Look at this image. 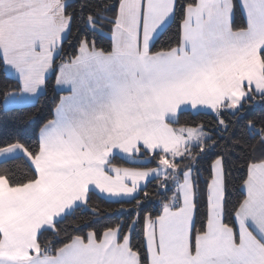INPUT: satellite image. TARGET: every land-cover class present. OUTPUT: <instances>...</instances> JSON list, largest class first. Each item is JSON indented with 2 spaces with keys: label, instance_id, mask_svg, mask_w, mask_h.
I'll return each instance as SVG.
<instances>
[{
  "label": "snow or ice",
  "instance_id": "1",
  "mask_svg": "<svg viewBox=\"0 0 264 264\" xmlns=\"http://www.w3.org/2000/svg\"><path fill=\"white\" fill-rule=\"evenodd\" d=\"M71 7L0 0L5 106L49 75L69 93L34 144H0V264H264V0Z\"/></svg>",
  "mask_w": 264,
  "mask_h": 264
},
{
  "label": "trees",
  "instance_id": "2",
  "mask_svg": "<svg viewBox=\"0 0 264 264\" xmlns=\"http://www.w3.org/2000/svg\"><path fill=\"white\" fill-rule=\"evenodd\" d=\"M87 0H69V3L72 7L69 9L71 12L79 13L80 7ZM176 30V25H173L169 30L168 34L165 35L161 41L157 44V47H160L167 43L168 39ZM77 34L76 29L73 30V37ZM109 39L107 38V30L102 37L97 38V44L100 47L108 48ZM69 51V45H65V52ZM59 63V61H57ZM5 89H12L13 91L18 89L17 80L6 75L3 72H0V144H3L7 141L20 140L24 142L35 143V140L38 138L39 130L43 125L55 116V107L58 105L60 98L66 93L65 91H60L56 87L55 77L50 75L47 78L44 92L37 98V100L29 105L14 107V108H5L3 106L4 101V91ZM262 115L261 110H257L254 113L255 119L259 120ZM217 139H220L217 136ZM221 145L223 146L224 140H220ZM11 168L17 176H22L27 170L26 161L22 158H12L7 161L6 165ZM207 165L201 167V179H200V189L203 192L205 180L208 173L204 170ZM233 175L238 177L240 175L239 171H236L233 168ZM154 185H149V191H152ZM232 197L234 199L240 197V186L235 181L231 187ZM94 203L98 205L101 209L115 208L116 205L109 204L104 200H95ZM148 210L150 212H156L158 210V205L155 204V201L148 205ZM115 215V213H110ZM124 219V217H120ZM103 221V217L101 218ZM101 225L97 224L96 227L99 228ZM70 230V229H69ZM83 234V232H81ZM139 239V237H137ZM56 242L53 240V244Z\"/></svg>",
  "mask_w": 264,
  "mask_h": 264
},
{
  "label": "crops",
  "instance_id": "3",
  "mask_svg": "<svg viewBox=\"0 0 264 264\" xmlns=\"http://www.w3.org/2000/svg\"><path fill=\"white\" fill-rule=\"evenodd\" d=\"M8 75L10 76V77H12L13 79H15V80H17V78H16V76H15V74L14 73H8ZM50 76V75H49ZM48 76V77H49ZM56 87H57V89L58 90H60V91H65L66 93L63 95V96H65V95H68L69 93H68V89H67V87L65 86V87H63V88H61L60 86H58L57 84H56ZM44 90H45V86L42 88V90L36 95V96H25V98L23 99V100H20L18 103H15V104H10V105H8L7 107L5 106V102L3 101V106L5 107V108H14V107H20V106H25V105H29V104H32V103H34L36 100H37V98L44 92Z\"/></svg>",
  "mask_w": 264,
  "mask_h": 264
}]
</instances>
